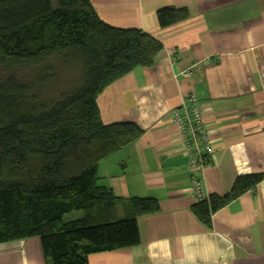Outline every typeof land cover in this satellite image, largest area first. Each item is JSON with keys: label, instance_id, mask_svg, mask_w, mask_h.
<instances>
[{"label": "crops", "instance_id": "1", "mask_svg": "<svg viewBox=\"0 0 264 264\" xmlns=\"http://www.w3.org/2000/svg\"><path fill=\"white\" fill-rule=\"evenodd\" d=\"M107 23L138 28L163 44L152 67H137L97 97L105 124L134 122V143L103 159L100 185L119 197L155 198L158 213L140 216L139 244L91 253L89 264H264V179L203 224L192 208L189 157L171 116L190 92L201 101L213 157L203 190L223 195L239 176L264 173V0H90ZM163 6L190 17L159 25ZM0 264H51L41 239L0 243Z\"/></svg>", "mask_w": 264, "mask_h": 264}, {"label": "trees", "instance_id": "2", "mask_svg": "<svg viewBox=\"0 0 264 264\" xmlns=\"http://www.w3.org/2000/svg\"><path fill=\"white\" fill-rule=\"evenodd\" d=\"M189 17L186 7L157 11L163 28ZM162 50L149 33L102 20L90 0H0V243L39 237L51 264H89L91 253L140 243L138 218L158 213L159 202L132 198L119 219L120 199L98 169L143 129L105 124L97 97L154 66ZM263 179L239 176L192 210L211 227L215 212Z\"/></svg>", "mask_w": 264, "mask_h": 264}, {"label": "built area", "instance_id": "3", "mask_svg": "<svg viewBox=\"0 0 264 264\" xmlns=\"http://www.w3.org/2000/svg\"><path fill=\"white\" fill-rule=\"evenodd\" d=\"M171 116L178 125L180 138L189 157L190 182L196 201H202L207 198L203 190L204 170L212 160L213 147L197 94L188 93L182 105L172 110Z\"/></svg>", "mask_w": 264, "mask_h": 264}, {"label": "rangeland", "instance_id": "4", "mask_svg": "<svg viewBox=\"0 0 264 264\" xmlns=\"http://www.w3.org/2000/svg\"><path fill=\"white\" fill-rule=\"evenodd\" d=\"M79 213H74L72 216H76V215H78ZM69 216V215H68Z\"/></svg>", "mask_w": 264, "mask_h": 264}, {"label": "bare ground", "instance_id": "5", "mask_svg": "<svg viewBox=\"0 0 264 264\" xmlns=\"http://www.w3.org/2000/svg\"><path fill=\"white\" fill-rule=\"evenodd\" d=\"M197 202V201H196Z\"/></svg>", "mask_w": 264, "mask_h": 264}]
</instances>
